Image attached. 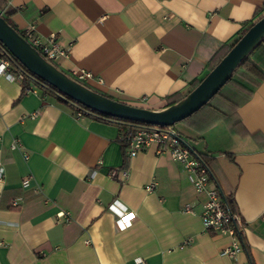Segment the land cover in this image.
Listing matches in <instances>:
<instances>
[{
    "label": "crops",
    "instance_id": "0c3cea01",
    "mask_svg": "<svg viewBox=\"0 0 264 264\" xmlns=\"http://www.w3.org/2000/svg\"><path fill=\"white\" fill-rule=\"evenodd\" d=\"M263 14L264 0H0L15 29L67 47L58 69L88 70L98 92L152 110L187 95ZM250 58L264 74V40ZM244 75L251 91L217 120L172 125L236 203L230 256L181 162L153 144L129 157L119 125L0 77V264H264V75Z\"/></svg>",
    "mask_w": 264,
    "mask_h": 264
},
{
    "label": "water",
    "instance_id": "95a60500",
    "mask_svg": "<svg viewBox=\"0 0 264 264\" xmlns=\"http://www.w3.org/2000/svg\"><path fill=\"white\" fill-rule=\"evenodd\" d=\"M264 39V14L248 27L222 59L191 89L181 100L162 109L152 110L147 107L127 104L125 101L111 99L99 94L83 84L70 78L64 71L58 70L48 59L30 45L20 32L12 28L6 18L0 16V43L7 47L13 57L19 60L29 72L54 85L56 90L81 103L86 108L139 123L166 126L181 122L186 116L195 112L207 102L227 81L239 62L247 56L258 43Z\"/></svg>",
    "mask_w": 264,
    "mask_h": 264
},
{
    "label": "built area",
    "instance_id": "2783aa9c",
    "mask_svg": "<svg viewBox=\"0 0 264 264\" xmlns=\"http://www.w3.org/2000/svg\"><path fill=\"white\" fill-rule=\"evenodd\" d=\"M24 38L30 45L41 54L43 58L48 59L50 62H56L61 57L67 56L68 49L63 45L57 43L54 39V34L51 33L47 39L42 41L38 35L35 34L32 27L24 34ZM1 49V46H0ZM10 59L0 54V77L8 80H14V82L20 83L22 78L21 72H14L11 67ZM72 77H75L82 82H86L92 77L90 71L83 70L82 68L73 69ZM100 82V81H99ZM24 91H35L34 86H28L23 88ZM80 114V112H78ZM120 137L125 141V148L129 157L134 156L139 151H143L145 147L153 144L156 147V153H166L171 159L182 163V168L188 175L189 181L193 187L196 188L198 193L203 192L206 196L205 203L201 210V223L204 229H211L218 233L230 235L232 237L233 244L230 248H224L222 253L225 255H231L234 252L241 249V241L235 231L239 228V232L243 231V221L241 215L230 212L222 201V197L217 188L209 179L208 169L205 163L195 154L186 142L183 141L181 134L173 128L163 126L157 129L143 127L133 128L128 131L120 133ZM19 142H15L12 145H19ZM4 169L0 165V180L2 179V173ZM113 174V171H110ZM125 175L126 172L123 171ZM24 184H28L27 179H23ZM153 183H148L145 190H150ZM17 201H13L16 204ZM185 210L189 211L187 206ZM119 219L122 224H127L133 220V213H128L121 210L119 213Z\"/></svg>",
    "mask_w": 264,
    "mask_h": 264
},
{
    "label": "trees",
    "instance_id": "16d2710c",
    "mask_svg": "<svg viewBox=\"0 0 264 264\" xmlns=\"http://www.w3.org/2000/svg\"><path fill=\"white\" fill-rule=\"evenodd\" d=\"M0 16L1 17L3 16L4 18H6L7 22L12 26V28H14L13 24L10 22L9 18H7L4 15H0ZM15 30L20 32L21 35L24 37L23 32L19 31L17 28ZM244 32H246L245 29L241 32V34H243ZM240 37L241 36H239V38ZM238 39H236V40H238ZM236 40L233 43L231 42L230 44L227 45L224 54H222L221 58L214 64V66L222 59V57L225 54L228 53V50L235 44ZM262 42L255 45V47L252 49V51L238 63L239 65L234 70H232L231 75L228 77L229 79L227 81H225L220 88H218L216 93L214 95H212L207 102L202 104L201 107L199 109H197L195 112H192L191 114L186 116L181 122L182 123L186 122V123H188L194 127H200V126L202 127L204 125H209L211 122L217 120V118L221 117L224 114V109L227 108V106H229L228 104H230L232 102L233 98L237 94H239L240 90L246 89L247 91H251V88H249L247 86V83L245 82L246 77H245L244 73L254 74V75L259 76V77H262L264 75L262 72H260V69L258 68V66L255 63H253L251 58H250L251 53H254L255 49L258 46L260 47ZM0 46H1L0 54L2 56H6L8 59H10V61H11L10 64H11V67L14 70V72H16V73L21 72L22 73V78H21L20 84L23 88L27 87V85L28 86H34L40 90L42 95L52 96L53 98L57 99L58 102H62L64 104H66L68 107H70V109L72 111L80 112L86 116H88V115L93 116L100 121L103 120L106 122H111L112 124H115V125L117 124V125H119L118 127L120 129V133H122L124 131L126 132V131L133 129V128H136V127H139V128L149 127V128H153V129H157L158 127H160L158 125L153 126V124H148V123L142 124V123H139L137 121L125 120L124 118H120V117H116V116L112 117L111 115H108L105 113L101 114L97 110H93V109L84 107L83 104L75 101V99L73 100V99L69 98V96L63 94L62 92H59L58 90H56L54 85H51L48 82L43 81L42 78L35 75V73L29 72L27 70V68L22 63L19 62V60L15 59L13 57V55L8 51L6 46L2 45L1 43H0ZM51 63L57 68V66L55 65L54 62H51ZM214 66H213V68H214ZM65 74L68 75L67 72H65ZM69 77L72 79H75L77 82L83 84L86 88L88 87L94 91H97L95 88L91 87V85L89 83L82 82L81 80H78L72 76H69ZM200 81L201 80L194 83L192 85V89L195 88L196 85L198 84V82H200ZM97 93L104 94L106 96L111 97V99L115 100L114 97H112L108 94H105L103 92L100 93L97 91ZM182 98H180V99L178 98L176 100L169 101L168 106L172 103H175L178 100H181ZM120 142H121L122 147L124 148L125 147L124 139L121 138ZM198 157L207 166L209 179L212 180L213 182H215L217 184V187L220 188L219 194L222 197V201H224V203L226 204L225 206L227 207V209H229L230 212H232V213H237V209L235 206L236 203H235V201H233L232 196L231 195L227 196L226 194H224L222 187L219 186V182L216 178L217 175L214 173V171L212 170V167H211L212 161H211L210 157H208V155H206L204 153H201ZM235 228H236L235 233L238 236L239 241H241V233L239 232L240 230H239V228H237V226H235ZM247 264H253V263L249 259Z\"/></svg>",
    "mask_w": 264,
    "mask_h": 264
},
{
    "label": "rangeland",
    "instance_id": "374dc122",
    "mask_svg": "<svg viewBox=\"0 0 264 264\" xmlns=\"http://www.w3.org/2000/svg\"><path fill=\"white\" fill-rule=\"evenodd\" d=\"M69 75V74H68Z\"/></svg>",
    "mask_w": 264,
    "mask_h": 264
}]
</instances>
